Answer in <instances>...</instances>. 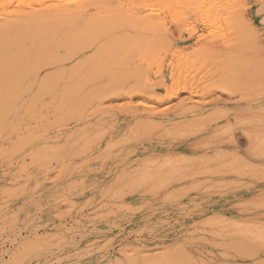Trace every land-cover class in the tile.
Wrapping results in <instances>:
<instances>
[{"label":"bare ground","instance_id":"6f19581e","mask_svg":"<svg viewBox=\"0 0 264 264\" xmlns=\"http://www.w3.org/2000/svg\"><path fill=\"white\" fill-rule=\"evenodd\" d=\"M221 19L234 29L219 34ZM257 61L264 70V0H0V183L40 169L55 147L124 157L140 142L151 190L178 191L203 237L207 222L263 239L264 183L240 180L264 167V87L252 94L264 82L246 85ZM231 116L257 152L239 148ZM253 189L262 197L242 209ZM182 237L186 263L209 264ZM255 244L233 249L250 256Z\"/></svg>","mask_w":264,"mask_h":264},{"label":"rangeland","instance_id":"374dc122","mask_svg":"<svg viewBox=\"0 0 264 264\" xmlns=\"http://www.w3.org/2000/svg\"><path fill=\"white\" fill-rule=\"evenodd\" d=\"M226 22L223 19L219 20L218 32H222V28L225 30L224 33L229 32L228 27L233 25L228 26ZM200 23L204 24L202 21ZM232 28L234 29V26ZM218 58L220 64H225L229 60L225 59L223 62L222 55ZM254 63L256 67L259 65L256 68L258 73L264 71L261 66L263 64H259V61L258 65ZM225 69L221 74L227 72ZM250 69L253 70L251 72L253 77L251 76L246 85L255 87L257 82H264V76L262 75V80L261 73L254 72L255 65ZM251 73H248L249 76ZM254 73L255 76L259 75L256 77L257 80ZM249 86H245L248 88L244 90H249ZM260 86H256L257 91L252 88L255 91L253 95L257 96L264 84ZM218 90L222 92V89ZM224 96L228 97L227 101L224 100L229 104H232L234 96L236 97L235 94L231 97ZM262 104L261 112L264 113V102ZM232 117L229 118V123L237 126L235 136L237 135L238 146L242 145L239 148L246 153L257 152L259 146L255 147L251 141L249 142L252 145H249L247 140L249 135L246 136L248 132L250 134L253 131L240 127V122L234 118L235 116L234 122L230 121ZM242 130H246L247 133L244 134ZM254 134L256 135L255 132ZM77 145L79 149L90 146L81 142H77ZM139 145L140 142H135L136 149L121 157L117 154L71 155L74 149L68 144L66 149L55 147L49 157L40 158L38 167L40 169L8 174V178L14 176L15 179L6 181V184L0 183V264H109L105 261L108 252L112 258L114 255L118 257L116 262L110 264H184L189 258L179 249L180 240L184 239L182 236H185V240L193 249L197 248V257L209 264L220 261L226 263L231 259L237 264H254L253 262L264 264V234L263 239L260 236L242 234L243 232L240 234L238 232L237 235L234 234L237 231L231 227L221 234H213L212 230L210 231L211 223L204 222V228L209 231L205 230L203 237L197 228L199 222H202L201 213L196 214L197 217L189 216L192 218L190 220H184L188 208L178 191L171 197L164 190L153 192L149 185V177L154 164L148 160ZM260 148L264 153V141L260 142ZM155 159L159 160L160 157ZM261 171L260 174L257 170L246 172L240 180H243V183H252L261 179L264 183V167ZM257 194L258 191L254 189L249 192L246 197L248 200L242 202L241 208L246 209L250 201L258 198ZM87 208H91L89 213ZM193 221L198 223L195 225ZM219 221L223 223L220 218L216 222ZM219 224L224 227L227 222ZM259 224L264 226V223ZM228 230L232 232L228 234ZM236 239L244 245L236 243ZM252 242L258 244H255L258 251L249 256L247 246L250 249L249 246L254 244ZM259 244H262V247ZM237 246L242 248V251H247V255L242 253L239 255ZM230 248H235L237 252ZM253 249H250L252 253ZM225 253L230 257L224 256ZM201 263L205 264L200 260L196 264Z\"/></svg>","mask_w":264,"mask_h":264}]
</instances>
